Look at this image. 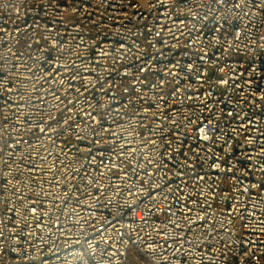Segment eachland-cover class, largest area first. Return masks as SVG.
<instances>
[{
  "label": "built area",
  "instance_id": "1",
  "mask_svg": "<svg viewBox=\"0 0 264 264\" xmlns=\"http://www.w3.org/2000/svg\"><path fill=\"white\" fill-rule=\"evenodd\" d=\"M0 264H264V0H0Z\"/></svg>",
  "mask_w": 264,
  "mask_h": 264
}]
</instances>
